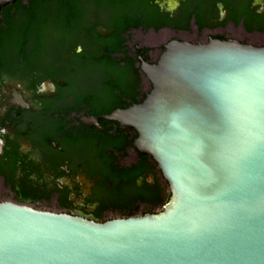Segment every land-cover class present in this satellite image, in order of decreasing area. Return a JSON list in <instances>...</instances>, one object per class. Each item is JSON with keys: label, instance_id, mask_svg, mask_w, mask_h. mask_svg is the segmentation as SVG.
Instances as JSON below:
<instances>
[{"label": "water", "instance_id": "water-1", "mask_svg": "<svg viewBox=\"0 0 264 264\" xmlns=\"http://www.w3.org/2000/svg\"><path fill=\"white\" fill-rule=\"evenodd\" d=\"M251 44L170 41L143 60L144 103L108 117L157 162L163 211L99 223L0 202V264H264V47Z\"/></svg>", "mask_w": 264, "mask_h": 264}, {"label": "flooded vegetation", "instance_id": "flooded-vegetation-1", "mask_svg": "<svg viewBox=\"0 0 264 264\" xmlns=\"http://www.w3.org/2000/svg\"><path fill=\"white\" fill-rule=\"evenodd\" d=\"M151 5L160 22L171 24L158 30L132 28L122 34L121 44L114 45L110 44L113 29L106 28L97 14V33L103 42L77 45L81 60L67 59L68 52L56 61L50 45L39 58L33 54L32 34L15 53L2 46L0 202L9 195L37 209L99 223L164 210L172 192L157 162L135 146V128H122L118 113L108 117L144 103L152 85L142 70L143 60L157 62L170 41L205 43L214 37L251 43L234 36L235 32L264 38V32L246 26L247 21L261 24L264 0H150ZM191 13L187 25L185 19ZM236 17H240L238 23ZM0 18L4 19L3 13ZM198 19L204 22L202 27ZM177 33L193 38L158 44V59L152 58V46L136 41L146 36L158 42L157 35L160 39ZM131 65L139 69V77H118L110 70L124 68L132 73Z\"/></svg>", "mask_w": 264, "mask_h": 264}, {"label": "trees", "instance_id": "trees-1", "mask_svg": "<svg viewBox=\"0 0 264 264\" xmlns=\"http://www.w3.org/2000/svg\"><path fill=\"white\" fill-rule=\"evenodd\" d=\"M246 5L249 8V4ZM153 6L155 5L150 6V0H19L0 12V15L4 14V19L0 18V56L3 45L6 46V52L15 53L25 37L32 34L36 42L33 54L38 55L39 58L44 55L46 46L50 45V53L56 61L68 52H71V56L67 59L81 60L82 57L75 52L77 45L86 46L103 42L97 33L99 24L96 20L97 14L102 16L100 22L106 28L113 29L110 44L119 45L124 41L122 34L127 30L140 26L145 30L148 27L158 30L165 24H171L166 21L160 22L155 13L156 8ZM198 6L203 5L200 3ZM150 7L151 11L148 13ZM191 16L192 13L185 19L187 25ZM259 18L261 24L254 26L247 21V28L249 30L257 28L264 32V15L259 14ZM235 21L238 23L240 17H236ZM197 23L201 27L204 25L201 19H198ZM110 70L114 71L115 75H119L118 77H139V69L133 66L132 73L124 68H119L117 71V68L112 67ZM110 111L111 109L103 112ZM170 197L171 194L164 203H167ZM152 198L149 197L148 200ZM24 201L26 200L23 198L18 199L19 203Z\"/></svg>", "mask_w": 264, "mask_h": 264}, {"label": "rangeland", "instance_id": "rangeland-1", "mask_svg": "<svg viewBox=\"0 0 264 264\" xmlns=\"http://www.w3.org/2000/svg\"><path fill=\"white\" fill-rule=\"evenodd\" d=\"M162 36V34H161ZM234 36L242 39V40H247V41H250L252 43H255L259 46H264V38L263 36H258V35H248V34H241L240 32H235L234 33ZM156 38V41L158 42H155V41H148L147 40V37H141L139 39H137L136 41H138L139 43L143 44V45H146V46H152V50L153 52L151 53L152 54V58L153 59H158L157 57L159 55H156V51L155 49H159V45L158 44H164L165 42H169V40L171 39H174V38H186L187 40H192L191 38H193L192 35H188L186 33H177V34H163V36L159 39V35L155 36ZM201 38H199L200 40ZM163 41V42H162ZM188 42H191V41H188ZM193 43V42H191ZM4 201L5 200H12L14 201L9 195L7 197H5L3 199ZM34 207V206H33ZM36 208V207H35ZM40 210H48V209H45V208H38Z\"/></svg>", "mask_w": 264, "mask_h": 264}]
</instances>
